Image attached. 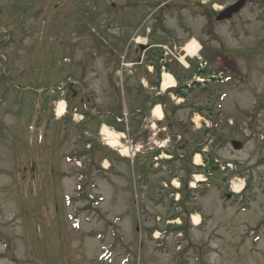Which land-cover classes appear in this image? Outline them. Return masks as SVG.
Instances as JSON below:
<instances>
[{
	"label": "rangeland",
	"instance_id": "1",
	"mask_svg": "<svg viewBox=\"0 0 264 264\" xmlns=\"http://www.w3.org/2000/svg\"><path fill=\"white\" fill-rule=\"evenodd\" d=\"M235 1L0 0V264H264V233L257 244L258 230L250 235L264 222V0H248L232 20L215 22ZM192 39L206 63L201 77L223 72L228 79L182 89L192 101L189 112L187 100L173 93L167 99L151 88L142 65H127L140 59L136 43L172 51ZM162 51L149 50L143 65H163ZM190 68L195 74L196 63ZM176 71L172 75L179 79L186 73L178 65ZM121 81L126 82L121 104L126 99L135 113L128 133L119 134L124 157L98 146L97 136L101 125L118 119L114 88ZM157 98L167 104L159 105ZM59 102L68 107L58 121ZM153 107L161 108L162 119L151 115ZM74 109L84 115V124L73 121ZM202 117L212 123V144L205 146L208 126ZM85 131L91 134H84L92 142L89 150L81 143ZM233 140L250 142L234 152ZM161 145L166 151H159ZM211 145V161L233 164L228 182L244 179L246 195L255 193L249 210L235 211L239 199L225 210L230 184L225 189L224 182L217 183V172L210 178L217 185L189 190V175L206 178L210 166V154L201 152L206 167L194 169L192 153ZM158 153L187 155L171 165L159 160L155 168L151 161ZM135 158L140 172L134 170ZM103 159L110 160H104L110 166L105 179ZM146 163L165 174L146 171ZM172 177L181 185L177 203L167 183ZM196 213L202 225L192 230L189 215ZM172 220L183 222L182 229L166 225Z\"/></svg>",
	"mask_w": 264,
	"mask_h": 264
},
{
	"label": "bare ground",
	"instance_id": "2",
	"mask_svg": "<svg viewBox=\"0 0 264 264\" xmlns=\"http://www.w3.org/2000/svg\"><path fill=\"white\" fill-rule=\"evenodd\" d=\"M198 49V45H197V42L196 41H191L187 46H186V49L184 50L185 52H187L188 54L192 55L196 50ZM184 62V61H183ZM174 84V81L173 79L171 78V76L165 74L163 75V82H162V91H166L169 87H171L172 85ZM63 107L64 105L63 104H60V111L59 113H62L63 111ZM154 117L155 118H162L163 117V114L162 112L160 111V108L157 107L154 111ZM102 136L105 138V141L107 142V144L110 146V147H117L119 146V142H118V139L120 138V135L119 134H116V133H113V132H110L107 130V128H104L102 130ZM121 153L123 155L126 154V151L125 150H122ZM199 157H196V163H199ZM196 179L198 181H200V177H196ZM235 188L237 189V186H239L238 183H234ZM175 187H178V184L175 183ZM199 218L197 216H194L192 217V221L193 223L195 224H198L199 223Z\"/></svg>",
	"mask_w": 264,
	"mask_h": 264
},
{
	"label": "water",
	"instance_id": "3",
	"mask_svg": "<svg viewBox=\"0 0 264 264\" xmlns=\"http://www.w3.org/2000/svg\"><path fill=\"white\" fill-rule=\"evenodd\" d=\"M244 5H245L244 0L238 1L235 5L229 7L227 10L221 13L217 18V21L220 22L231 19L233 15H236L237 13L240 12V10L244 7ZM231 145L235 151H239L242 148V145L239 142H233Z\"/></svg>",
	"mask_w": 264,
	"mask_h": 264
},
{
	"label": "trees",
	"instance_id": "4",
	"mask_svg": "<svg viewBox=\"0 0 264 264\" xmlns=\"http://www.w3.org/2000/svg\"><path fill=\"white\" fill-rule=\"evenodd\" d=\"M178 94V93H177Z\"/></svg>",
	"mask_w": 264,
	"mask_h": 264
}]
</instances>
